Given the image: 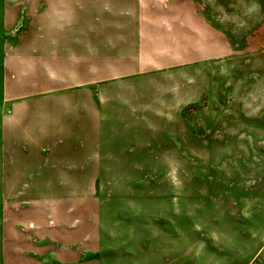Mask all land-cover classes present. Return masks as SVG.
<instances>
[{"label":"rangeland","instance_id":"374dc122","mask_svg":"<svg viewBox=\"0 0 264 264\" xmlns=\"http://www.w3.org/2000/svg\"><path fill=\"white\" fill-rule=\"evenodd\" d=\"M147 1L152 59L102 96L105 136L131 128L125 156L2 168L23 129L3 134L0 109V264H264V0ZM15 3L0 0V88L25 67Z\"/></svg>","mask_w":264,"mask_h":264},{"label":"crops","instance_id":"0c3cea01","mask_svg":"<svg viewBox=\"0 0 264 264\" xmlns=\"http://www.w3.org/2000/svg\"><path fill=\"white\" fill-rule=\"evenodd\" d=\"M14 7L18 18H27L15 46L25 67L10 71L11 84L4 77L0 109L11 107L2 116L3 134L8 136L11 126L23 132H16L15 159L1 153L11 160L2 168H104L105 147L113 143L111 156H125L117 141L130 147L131 128L118 134L123 121L111 122L113 134L105 136L109 124L102 118V96L125 75L121 71L131 69L135 77L142 66L138 62L152 59L146 32L151 3L16 0ZM12 55L7 53L6 67ZM21 119L28 123L20 124Z\"/></svg>","mask_w":264,"mask_h":264},{"label":"trees","instance_id":"16d2710c","mask_svg":"<svg viewBox=\"0 0 264 264\" xmlns=\"http://www.w3.org/2000/svg\"><path fill=\"white\" fill-rule=\"evenodd\" d=\"M0 95H1V88H0Z\"/></svg>","mask_w":264,"mask_h":264}]
</instances>
